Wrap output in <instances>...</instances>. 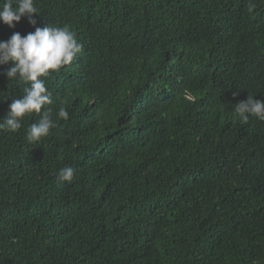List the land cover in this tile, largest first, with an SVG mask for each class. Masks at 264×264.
<instances>
[{
    "label": "trees",
    "instance_id": "1",
    "mask_svg": "<svg viewBox=\"0 0 264 264\" xmlns=\"http://www.w3.org/2000/svg\"><path fill=\"white\" fill-rule=\"evenodd\" d=\"M35 6L83 50L45 78L48 136L0 130V264H264V121L234 110L264 101V0ZM24 86L0 75V119Z\"/></svg>",
    "mask_w": 264,
    "mask_h": 264
},
{
    "label": "clouds",
    "instance_id": "2",
    "mask_svg": "<svg viewBox=\"0 0 264 264\" xmlns=\"http://www.w3.org/2000/svg\"><path fill=\"white\" fill-rule=\"evenodd\" d=\"M34 15H39L35 0H0V23L12 29L22 17H26L35 28L24 36L14 32L6 41H0V67L10 63V67L0 75L5 76L8 82L25 85L23 95L12 99L7 114L0 119V130L17 133L26 116L39 114V119L25 132L24 138L29 144L39 142L56 126L52 109L46 107L53 104V94L48 91L45 78L71 64L83 50V45L69 26H53L51 23L42 28L35 27ZM234 110L243 122H247L250 116L264 121V101L254 100L253 96L236 104ZM56 116L67 120L69 113L60 107ZM75 171L71 166L62 167L56 179L60 183L71 182Z\"/></svg>",
    "mask_w": 264,
    "mask_h": 264
}]
</instances>
